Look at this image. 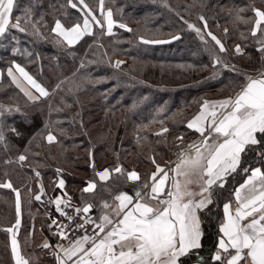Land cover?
Wrapping results in <instances>:
<instances>
[{"label":"snow or ice","instance_id":"6c2138e0","mask_svg":"<svg viewBox=\"0 0 264 264\" xmlns=\"http://www.w3.org/2000/svg\"><path fill=\"white\" fill-rule=\"evenodd\" d=\"M151 3L175 12L179 21L195 32L203 45L202 51L210 58V65L202 66L212 69L207 79H216L227 71L234 74L231 83L237 90L220 99L197 101L199 110L179 123H186L187 129L195 130L198 138L185 144L184 132L174 135L175 160L162 164L151 152L147 159L154 170L143 176L136 166L125 168L118 156L114 167L97 170L94 153L89 148V167L94 176L80 189V203L73 207L72 197L62 199L61 195L50 201L55 204L60 218L49 213L51 223L47 227L54 236L69 243L58 240L52 245L45 238L40 247L49 250L55 264H264V0H247L243 5L222 8L232 27L223 28L220 35L209 27L203 11L208 7L205 0H193L183 6V11L189 15L192 9H197L196 18L202 26L186 19L168 0H151ZM47 16L52 17L51 22ZM123 17V6H106L105 0H97L95 7L87 0L49 2L47 9L44 0H0V49L10 50L0 61L7 64L10 83L25 98L24 104L14 97L0 100V163L5 166L0 186L16 193V220L5 228L10 234L14 264L32 262L20 251L16 234L21 224V200L19 189L13 187L9 178L8 166L22 168L34 143L38 140L49 144L58 142L59 135L65 132L59 119L51 118L53 112L59 113L62 108H53L49 102L45 116L43 109L35 108L37 104L60 92L74 93L93 79L121 78L125 61L113 60L112 55L127 56L128 52L120 47L122 41L114 37L119 35L117 28L134 32ZM18 33L32 37L33 46L50 42L60 55L73 60L78 56L75 48L87 43V38H91V43H87L79 64L69 75L61 72L53 85L46 86L15 58L19 53L30 62L42 60L38 51L20 49ZM230 34L236 37L231 50L226 43ZM105 37L109 38L108 46L103 43ZM180 38L181 33L177 31L169 33L168 41L139 34L128 38L127 42L138 47ZM249 41L261 62L259 69H251L256 75L233 62L245 56L251 60ZM89 53L93 59H88ZM53 59L60 67L58 56ZM105 59L113 75L93 78L87 71L89 65H97ZM2 77L0 70V82ZM148 99L145 95L133 100L130 110H136ZM61 103L70 106L66 96H61ZM167 105V101L158 105L149 121L158 120L161 126L154 135L164 136V143L169 131L166 121L177 123L175 118L180 114L179 110L170 112ZM138 128L147 129L148 124L138 125ZM146 139L147 136L137 133L141 146ZM60 172L57 169V175ZM237 176H243L242 182L236 183ZM111 179L125 188L112 185ZM57 183L64 188L63 178ZM98 189L107 196L98 195ZM42 193L44 186L40 184L35 198L40 200ZM66 208H73V213ZM93 210H98V214L92 215ZM81 230L83 234L72 239L70 233ZM206 240L209 243L206 244Z\"/></svg>","mask_w":264,"mask_h":264},{"label":"trees","instance_id":"16d2710c","mask_svg":"<svg viewBox=\"0 0 264 264\" xmlns=\"http://www.w3.org/2000/svg\"><path fill=\"white\" fill-rule=\"evenodd\" d=\"M61 3L63 0H44L45 9L47 4ZM93 7L97 0H87ZM106 6L114 8L124 7V19L134 29L129 33L123 29H118L119 35L114 39L121 40L120 47L128 52V55L113 54L112 59L121 57L126 60L125 71L120 73V79H108L98 81L93 79L85 82L83 86L74 93L60 92L49 99H45L42 104H37L36 109H43L44 115L48 113V105L51 102L53 108L60 106L62 111L53 112L51 118L59 119L60 126L65 129L59 135V141L51 144L38 140L32 145L31 152L28 153V161L21 168L19 165L8 166L9 178L13 187L19 189L21 200V224L19 238L25 244L27 236L28 222L32 215L40 213L51 214L53 210L51 204L43 200L38 202L34 199L38 192L37 177L34 176L35 169L40 173V179L49 200L61 194L66 199L72 197V205L80 203V189L84 187L85 181L94 176L93 169L89 167L88 150L92 149L97 170L104 167H114L117 161L125 168L136 166L143 176L153 170L147 157L154 152L157 160L164 162L175 159V141L172 137L180 132L186 134V139L197 138V134L187 129L186 123H179L183 119H189L199 110L198 103L203 99H220L233 94L237 87L231 81L234 74L225 71L216 79H207L211 76L212 69L202 67L210 65V58L204 51L203 45L199 41L195 32L189 30L186 25L179 21L175 12H169L159 4L151 3V0H105ZM174 7L180 10V14L186 19L202 26V22L196 18L197 9H192V14L183 11V6L191 4L193 0H168ZM259 2V0H258ZM208 5L203 9L208 17L209 27L219 25L218 35L222 34L223 28L231 29L225 11L232 4L243 5L247 0H205ZM76 12V10H70ZM50 22L51 16L46 17ZM181 33L179 40H172L160 44H140L130 46L128 38L134 35L143 34L146 37L168 41L169 33ZM19 47H25L38 51L42 60L30 62L26 57L17 54L15 58L25 68L46 86L53 85L57 77L62 72L67 76L79 64V57L83 55L87 43H91V38H87V43L75 48L78 53L77 59L60 55L55 46L50 42H38L32 44V37L18 33ZM227 40V47L232 49L235 42V34H230ZM103 43L108 46L109 38L105 37ZM95 51V48L93 49ZM102 51V50H101ZM111 53V48H108ZM10 50L0 49V57H7ZM198 53L193 55V53ZM248 52L252 58L241 57L233 62L240 65L241 69L250 71L252 68L259 69L261 62L259 53L255 46L249 41ZM58 56L60 67H57ZM89 53L88 59H93ZM183 65V67H181ZM195 65L196 67H188ZM42 66V73H41ZM7 64L0 61V70L3 71L2 82H0V100H7L14 97L24 104L25 98L19 90L10 83L5 74ZM89 71L93 78L101 76H112L113 70L108 66L106 59L97 65H89ZM115 85V88H113ZM67 88V85H65ZM147 95L148 101L140 105L136 110H130L133 100ZM61 96L68 98L70 106L65 107L61 103ZM168 102L167 107L170 112L179 110L176 116L177 123L171 120L166 121L169 125L167 133V143H164V136H156L154 132L161 126L158 120L149 123L153 119L155 109L158 105ZM165 115H168L166 113ZM42 120L43 117H40ZM82 122V123H81ZM148 124V128H138V125ZM141 137L147 136L143 140L142 146L137 140V133ZM161 141L157 143V141ZM14 154V152H13ZM57 169L61 172L57 175ZM5 166L0 163V181L3 180ZM115 176V174H113ZM63 178L65 186L60 189L57 181ZM243 176L236 177V183H240ZM112 185L122 189L125 185L115 179H111ZM232 187V182H229ZM67 193V196L64 194ZM98 195L107 196L102 189L97 190ZM228 195L227 192L224 194ZM43 199L45 197L43 196ZM41 205H40V204ZM40 205V206H39ZM43 207V210L42 208ZM222 211V208H221ZM98 210H93L92 215H97ZM36 217V216H34ZM38 218V217H36ZM16 220V198L12 189L0 186V264H11V252L9 233L5 228L11 226ZM42 221V220H41ZM207 231V225H205ZM36 233L33 234L35 238ZM209 243L206 240V244ZM37 253L39 250H35Z\"/></svg>","mask_w":264,"mask_h":264},{"label":"crops","instance_id":"0c3cea01","mask_svg":"<svg viewBox=\"0 0 264 264\" xmlns=\"http://www.w3.org/2000/svg\"><path fill=\"white\" fill-rule=\"evenodd\" d=\"M5 74L7 75L6 70H5ZM252 75H256V72H253ZM192 131L195 132V130H192ZM196 134H197V138H198L199 134L198 133H196ZM173 160H175V159H173ZM100 170H102V169H100ZM34 176L37 177V187H38V191H39L40 190V184H42L41 179H40V175L37 176L34 173ZM57 185H58V183H57ZM58 195H61V194H58ZM43 196L45 197V199H43ZM15 198H16V193H15ZM34 199L37 200L35 197H34ZM49 199H50V197L47 196L46 191L44 189V193H42V198L40 200H37V201L38 202H42L43 200L47 201L49 204H51L50 208H52V210H53V216L52 217L60 218V215L56 212L55 204L50 202V201L54 200L55 197L51 200H49ZM62 199H66V198L64 196H62ZM41 208L43 210V207H41ZM34 216H36L38 218H36ZM50 223H51V220L48 218V214L44 215L43 213H40V215H38V216L36 214L32 215L31 218L29 219V222L27 223L28 228H27V236H26L25 244H23L19 238V233H20V229L22 227V224H20V226H19V229H18L16 235H17V239L19 241L20 251L25 258L29 259L32 262V264H55L54 259L49 254V250L43 249L42 247H40L43 244L45 238H47L52 245H55L59 239L58 236H54L53 233L51 231H49L47 225ZM34 233H36L35 238H33ZM36 249L39 250L38 253L35 251ZM27 251H31V254H28ZM10 252H11V245H10ZM11 258H12V255H11ZM11 264H14L13 260H12Z\"/></svg>","mask_w":264,"mask_h":264},{"label":"built area","instance_id":"2783aa9c","mask_svg":"<svg viewBox=\"0 0 264 264\" xmlns=\"http://www.w3.org/2000/svg\"><path fill=\"white\" fill-rule=\"evenodd\" d=\"M61 207H64V205L62 204ZM73 207H75V206L73 205ZM65 210L68 211L70 214L73 213V208H66ZM82 234H83V230H81L80 232L75 233V234L70 233V236L72 237V239H75L76 235H82ZM89 234H91V228H89ZM58 240H60V238ZM60 242L63 243V244H68L69 243V241L66 240V239L65 240H60Z\"/></svg>","mask_w":264,"mask_h":264},{"label":"rangeland","instance_id":"374dc122","mask_svg":"<svg viewBox=\"0 0 264 264\" xmlns=\"http://www.w3.org/2000/svg\"><path fill=\"white\" fill-rule=\"evenodd\" d=\"M219 27H213V28H211V30L213 31V32H215V33H217L218 34V29ZM221 33H222V31H221ZM229 48V47H228ZM115 59H123L124 61H125V63H126V60L124 59V58H121V57H115L113 60H115ZM195 139H197V138H191V139H185V141H184V143L185 144H187L188 142H190V141H192V140H195ZM159 162H161L162 164L163 163H165L164 161H162V160H158ZM153 170H154V168H153ZM152 171V170H151ZM27 253L28 254H31V251H27Z\"/></svg>","mask_w":264,"mask_h":264}]
</instances>
